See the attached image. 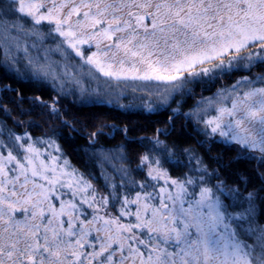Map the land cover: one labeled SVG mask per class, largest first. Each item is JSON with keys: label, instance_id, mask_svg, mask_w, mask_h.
Here are the masks:
<instances>
[{"label": "snow or ice", "instance_id": "1", "mask_svg": "<svg viewBox=\"0 0 264 264\" xmlns=\"http://www.w3.org/2000/svg\"><path fill=\"white\" fill-rule=\"evenodd\" d=\"M258 69L264 0H0V72L57 93L48 102L3 85L21 116L38 108L78 132L63 118L61 95L155 112L193 85L233 78L185 114L205 155L162 140L174 126L149 137L95 125L91 146L125 137L89 154L103 189L72 164L56 129L34 135L39 123L14 119L0 96V264H264ZM127 92L140 103H121ZM218 144L235 155L211 157Z\"/></svg>", "mask_w": 264, "mask_h": 264}, {"label": "trees", "instance_id": "2", "mask_svg": "<svg viewBox=\"0 0 264 264\" xmlns=\"http://www.w3.org/2000/svg\"><path fill=\"white\" fill-rule=\"evenodd\" d=\"M262 71L261 69H258ZM233 82L232 77L218 80L213 83H202L193 85V94H185L183 96L177 94L173 100L167 105L159 106L158 111L148 112L143 108L133 107L129 110H124L115 106V104L106 103H84L81 98L75 94L61 95L59 98L58 107L63 114V118L72 122L76 129L79 131H71L62 125L61 121L56 118H50L47 115H42L40 109H36L32 115L21 116L19 110L15 109V106L10 103V98L15 97V92L4 94L0 91V96L3 97L4 103L9 108L13 109L12 117L14 119H21L25 122L29 120H36L40 127L29 128L34 135L40 136L44 132H51L52 129L57 131V139L60 145L64 148L66 154L77 168L82 172L91 173L95 177L94 183L97 187L103 189L104 179L101 176L102 168L98 161V158L91 157L90 153L100 151L101 149H110L115 145L120 144L125 137L122 135H116L113 138L111 135H105L100 138L99 143L91 146L87 139V134L93 127L101 122L111 126L113 124L120 127L128 126L134 128L135 131L131 133L135 136H152L156 129L167 128L171 130L174 126L175 130L171 132L169 136H161L162 140H165L170 145H175L176 148H193L201 155H205L207 145L201 148L198 141L201 140L202 134L198 133L195 123L185 116L186 113H190L198 100L201 97H210L216 90L227 86ZM9 84L14 88L19 89L25 97L40 96L45 101L51 102L52 98L57 93L49 86L39 83H29L27 81L17 82L15 79L5 76L3 72H0V89L3 85ZM222 86V87H221ZM139 95L126 93L120 100L123 104H139L140 101L134 97ZM23 109H31L32 105L26 99L22 105ZM179 109L177 112H173L174 109ZM171 117V120L169 119ZM6 115L0 112V119H5ZM8 124H12V120H8ZM19 131V129H17ZM111 128H105V133H110ZM63 133V138H59V134ZM217 155L224 156L225 159L228 156H234V152L229 151V146L218 144L213 147L211 157ZM213 163V161H209ZM104 168H108L111 171L110 166L103 165Z\"/></svg>", "mask_w": 264, "mask_h": 264}, {"label": "rangeland", "instance_id": "3", "mask_svg": "<svg viewBox=\"0 0 264 264\" xmlns=\"http://www.w3.org/2000/svg\"><path fill=\"white\" fill-rule=\"evenodd\" d=\"M54 58H59L58 56H56V57H54ZM262 71H264V69H261ZM222 87V86H221ZM223 88V87H222ZM217 92V90L215 91V93ZM127 93H129V92H127ZM75 95H77L79 98H80V96H79V94L78 93H75ZM126 95V94H125ZM211 96H213V95H211ZM122 99V98H121ZM214 114V113H213ZM195 126H196V128L198 127L196 124H195Z\"/></svg>", "mask_w": 264, "mask_h": 264}]
</instances>
